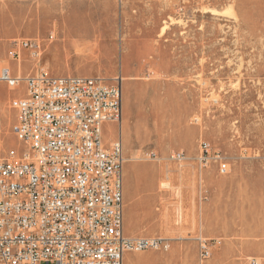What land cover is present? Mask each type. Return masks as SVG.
I'll return each instance as SVG.
<instances>
[{"label": "rangeland", "instance_id": "1", "mask_svg": "<svg viewBox=\"0 0 264 264\" xmlns=\"http://www.w3.org/2000/svg\"><path fill=\"white\" fill-rule=\"evenodd\" d=\"M22 39L21 75L121 80V121L102 142L121 139L124 230L169 243L123 264H264V0H0L13 73ZM24 89L0 83V157L23 148L8 101Z\"/></svg>", "mask_w": 264, "mask_h": 264}, {"label": "built area", "instance_id": "2", "mask_svg": "<svg viewBox=\"0 0 264 264\" xmlns=\"http://www.w3.org/2000/svg\"><path fill=\"white\" fill-rule=\"evenodd\" d=\"M11 42L7 56L19 64L32 44ZM0 83L25 87L8 101L16 112L11 132L23 148L0 157V264H122L127 252L168 249L165 238L123 231L122 143L102 142V126L121 119L120 78L21 75L0 65ZM200 148L205 156L208 144ZM169 156L183 160L181 152ZM214 158L226 173L221 156ZM208 256L203 240L200 261Z\"/></svg>", "mask_w": 264, "mask_h": 264}, {"label": "crops", "instance_id": "3", "mask_svg": "<svg viewBox=\"0 0 264 264\" xmlns=\"http://www.w3.org/2000/svg\"><path fill=\"white\" fill-rule=\"evenodd\" d=\"M9 65V64H8ZM16 72V71H15ZM14 72V73H15ZM19 73V72H18ZM122 116V115H121ZM114 125L116 124V123H113ZM111 142V141H110ZM123 213H124V189H123ZM123 231H124V234H126L125 233V230H124V220H123ZM127 235V234H126ZM124 256H125V254L123 255V258H124ZM122 264H123V260H122Z\"/></svg>", "mask_w": 264, "mask_h": 264}, {"label": "bare ground", "instance_id": "4", "mask_svg": "<svg viewBox=\"0 0 264 264\" xmlns=\"http://www.w3.org/2000/svg\"><path fill=\"white\" fill-rule=\"evenodd\" d=\"M18 67H17V70H18V72L21 74V66H20V62H19V64L17 65ZM121 121V120H120ZM122 124V123H121ZM125 262L126 263H130V261L129 260H125Z\"/></svg>", "mask_w": 264, "mask_h": 264}]
</instances>
